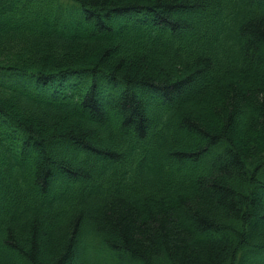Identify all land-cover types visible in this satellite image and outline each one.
<instances>
[{
	"label": "trees",
	"instance_id": "trees-1",
	"mask_svg": "<svg viewBox=\"0 0 264 264\" xmlns=\"http://www.w3.org/2000/svg\"><path fill=\"white\" fill-rule=\"evenodd\" d=\"M0 264H264V0H0Z\"/></svg>",
	"mask_w": 264,
	"mask_h": 264
}]
</instances>
